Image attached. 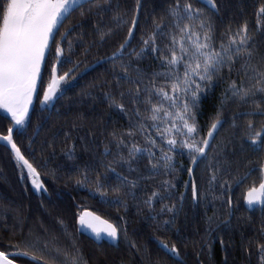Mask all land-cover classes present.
I'll use <instances>...</instances> for the list:
<instances>
[{
  "label": "snow or ice",
  "instance_id": "snow-or-ice-1",
  "mask_svg": "<svg viewBox=\"0 0 264 264\" xmlns=\"http://www.w3.org/2000/svg\"><path fill=\"white\" fill-rule=\"evenodd\" d=\"M231 8L232 0H171L165 16L152 17L150 29H145L140 36L139 50L132 49L138 61L148 53L155 55L160 70L149 72L139 64L133 68L131 63L124 62L126 49L131 46L130 41L138 30L141 0H136L128 20L123 19L120 5L113 7L111 0H0V109L9 118V123L0 129V143L10 147L15 154L20 177L31 178V184L37 191H48L45 183L38 179L40 173L22 151L20 142L27 137V147L31 149L32 138L28 134L34 104L42 109L54 106L65 94V87L70 86L83 69L90 67L85 61L72 58L73 44L69 36L76 25H66L77 13L87 17L112 12L117 28L122 24L128 25L127 33L112 54L100 57L97 63L100 60L111 63L113 79L117 83L124 81L128 84L127 90L120 92V100L112 94H108V99L110 104L127 112V106L121 102L127 97L138 121L135 127L122 132L113 131L112 140L105 143L106 155L111 154L109 143L116 148L114 163L105 164L103 172L92 169L94 175L91 176L89 169L83 170L81 178L76 179V185L98 194L105 203L123 205L126 210L124 196L135 199L133 190L137 188L138 181L117 171L114 164L127 165L131 174L135 171V158L147 154L154 161L152 169L156 173L163 169L171 177L161 182L164 191L154 190L143 203L153 213L150 219L155 223L156 230L152 239L166 256L174 259L175 264H182L181 248L165 237L168 232H178L176 215L186 197L180 194L178 204L163 203L166 199L171 200V193L177 188L174 174L181 170L187 172L190 180L182 186L194 202H199L205 194L197 185L194 170L203 164L209 172L210 188L220 183L225 189V202L231 206L232 197L227 193L232 184H242L254 170H258L259 181L248 187L244 199L249 208L259 206L264 213V5L256 13L255 28H250L246 20L235 25L221 24L219 21L223 19V13ZM95 27L101 41L114 32L112 28L101 29L99 22ZM221 84L227 86L221 93L206 134H202L199 116L204 98ZM229 103L244 109L233 113L231 125L241 128L237 120H245L236 137L240 150L250 149L259 158L247 159L245 166L248 171L244 175H240L237 169L231 180H225L222 165L229 161L226 157L221 160L220 156L226 144L224 141L218 143L217 137L227 123L224 108ZM43 116V111L37 112L36 129L41 127ZM137 134L142 136L143 145L134 139ZM124 149H127L126 155ZM156 150H159V157ZM184 152L190 158L191 167L184 168L180 164L178 168L180 162L176 156ZM252 165L255 169L249 167ZM108 173L115 174L114 183L109 182ZM157 203L161 204L159 211L156 210ZM164 216L170 218L161 219ZM77 219L78 231L90 230L97 240L105 236L110 241L128 240V221L124 217H119L118 223H110L95 212L82 209ZM208 222L209 234L221 225L231 227L230 218L217 221L209 217ZM60 223L64 221L61 219ZM220 243L224 244L223 238H220ZM257 243L259 258L264 261V243ZM129 244L137 253L141 252L135 241H129ZM7 247L15 251L0 250V264H17L18 258H26L27 264H89L74 234L61 243L60 237L47 229H43V234L29 230L22 242H10ZM148 252L145 245L144 253ZM153 264H162V261L157 260Z\"/></svg>",
  "mask_w": 264,
  "mask_h": 264
},
{
  "label": "trees",
  "instance_id": "trees-1",
  "mask_svg": "<svg viewBox=\"0 0 264 264\" xmlns=\"http://www.w3.org/2000/svg\"><path fill=\"white\" fill-rule=\"evenodd\" d=\"M170 3L171 0H141L142 10L138 30L130 41L131 46L126 49L125 63H131L133 68L139 64L142 69L149 72L153 69L160 70L159 61L154 54L148 53L138 61L132 49L139 50L140 36L145 29H150L152 17L165 16ZM111 4L113 7L119 4L121 12L124 13L135 6L136 0H111ZM262 5L264 0H232V8L223 13V19L219 22L235 25L246 20L250 28H255L256 13ZM123 19L129 18L124 15ZM94 21L91 24L87 23L86 31L87 34H95L90 36L95 40L94 53L91 57L88 54L85 57L97 62L100 57L110 56L118 47L126 36L128 25L122 24L117 28V21L113 19L112 12H106ZM97 22L101 29L114 30L113 34L104 41L99 39V32L95 33L92 29ZM226 86L219 85L204 98L199 116L202 134H206L207 126ZM127 88L128 84L124 81L117 83L113 79L111 63L101 65L78 82L65 87V94L55 103L49 119L42 125L40 133L35 136L31 149L27 147V140L20 142L22 151L27 157L32 153L31 157L34 160L28 158L40 173V180L47 186V192L36 193L31 178L20 177L15 157L6 147L0 145V250L14 252L15 249L7 247L10 242H22L28 236L29 230L43 234V229H47L49 233L59 236L61 243L66 242L67 238L74 234L89 264H153L157 260L162 261V264H175L174 259L166 256L152 239L156 225L150 219L153 213L143 203L154 190L164 191L161 182L171 177L166 175L163 169L156 173L152 169L154 161L147 154L135 158L133 163L135 171L131 174L127 170V165L114 164L117 171L138 181L137 188L133 190L136 193L135 199L128 195L124 196L127 201L126 210L123 205L113 206L105 203L98 194L94 195L88 188L76 185V179L81 178L80 173L83 170L89 169L91 176L94 175L92 169L103 172L105 164L114 163L117 159L116 148L110 143L111 154L104 153L105 143L112 140L111 133L122 132L137 124L138 117L134 114L133 106L127 97L121 101L127 106V112L110 104L108 99V94H112L120 100V92L126 91ZM141 110L143 111V106ZM241 111L244 109L238 108L234 103L225 106L224 119L227 123L217 137L218 143L224 141L226 144L220 156L221 160L226 157L229 161L228 164L222 165L224 169L222 175L225 180H231L232 176L237 174V169L240 175H244L248 171L245 166L247 159L259 158L250 149L243 152L240 150V142L236 137L240 134L245 120H237L241 128L231 125L233 113ZM36 114L37 110L34 108L33 121ZM256 119L259 121V117ZM33 121L29 132L32 135L36 132ZM7 123L9 118L0 110V129ZM125 139L129 140L128 137ZM134 139L143 145L142 136L137 134ZM124 151L126 155L127 149ZM156 155L159 157V150H156ZM176 160L180 162L177 164L178 168L180 164L184 168L191 167L187 152L183 155L177 154ZM249 167L255 169L254 165ZM108 175L109 182L114 183L115 174L108 173ZM174 175L177 188L172 191L171 200L166 199L163 203L178 204L177 198L185 192L182 185L188 179L187 172L181 170ZM195 177L201 193L205 195L201 196L199 202H194L190 194L185 193L183 207L176 215L178 232H168L165 237L170 238L181 248L182 264H264L259 258L257 243H264V213L249 212L244 199L248 187L259 181L258 170H254L250 178L242 184H232L227 193L232 197L231 206L225 202L226 197H223L225 189L220 183L210 188L209 172L203 164L195 170ZM165 195L167 196L168 193L165 192ZM110 196L113 194L110 193ZM160 207L161 204L157 203L156 210L159 211ZM82 209L92 210L111 223H118V218L124 217L128 221V240L121 239L117 245L112 246L108 243L97 244L81 235L78 232L77 218ZM209 217H214L217 221L230 218L231 227L221 225L209 234L207 232ZM165 218L170 216L161 217V219ZM61 219L64 221L63 224L60 223ZM212 227L215 228V224ZM220 238L224 240L223 245L220 243ZM129 241H135L141 252L137 253L130 246ZM145 245L149 250L148 254L144 253ZM17 263L27 264V260L18 258Z\"/></svg>",
  "mask_w": 264,
  "mask_h": 264
},
{
  "label": "flooded vegetation",
  "instance_id": "flooded-vegetation-1",
  "mask_svg": "<svg viewBox=\"0 0 264 264\" xmlns=\"http://www.w3.org/2000/svg\"><path fill=\"white\" fill-rule=\"evenodd\" d=\"M135 9V6H132L131 9L129 10V12H124L125 16H128V18H130L133 14V11ZM106 13V12H105ZM97 17H101V16H96L94 14H90L87 17H81L78 13L75 14L71 21L68 23V25H66V27H71L73 24L76 25V29L74 32H72L69 36L70 39H72V44H73V54H72V58L74 60H81V61H85L86 64L90 65V67H87L85 69H83L78 75L77 78L74 82H78L79 80H81L84 76L87 75V73L92 72L93 70L97 69L98 67H100L101 65L107 63V61L103 62L104 60H100L99 63L97 62H93V59H90V57L92 56V54L94 53V45H95V40L93 38H91L90 36H94L95 34H87V26L88 24L94 23L95 19ZM88 23V24H87ZM93 31L98 32L97 29L95 28V26H93ZM91 33L92 30H90ZM85 36H89V37H85ZM65 48H67V45L65 44ZM88 50L87 53H85V50ZM88 54L90 55L89 58H86L85 55ZM102 62V63H101ZM68 67H71V65H68ZM47 78V77H46ZM55 106V105H54ZM54 106L46 108V109H42L38 104H35V108L37 110V112L39 111H43L44 112V116L42 118V125L49 119L50 115H51V111L53 110ZM36 117V116H35ZM34 125H36V119L35 121H33ZM41 127L39 129H36V132L34 135H32L31 133H29L28 135L32 138V142L35 139V136L38 135L40 133ZM25 140L28 141L27 137H25L21 142H25ZM28 143V142H27ZM32 145V143H31ZM30 152V151H29ZM32 153L28 154V157L31 159V161H33L34 159L31 157ZM187 181H189V176ZM187 194V193H186ZM185 195V192H184ZM246 202V201H245ZM246 208L249 212L253 213H259L261 212L259 206H255L253 208H249V206L247 205V203H245ZM84 210H88V211H92L89 209H84ZM94 212V211H92ZM97 214V213H96ZM99 215V214H97ZM100 216V215H99ZM102 217V216H100ZM103 218V217H102ZM105 219V218H103ZM107 220V219H105ZM110 222V221H109ZM111 223V222H110ZM78 226V225H77ZM119 242V241H118ZM102 243H106V242H102ZM101 243V244H102ZM109 244V243H108Z\"/></svg>",
  "mask_w": 264,
  "mask_h": 264
},
{
  "label": "water",
  "instance_id": "water-1",
  "mask_svg": "<svg viewBox=\"0 0 264 264\" xmlns=\"http://www.w3.org/2000/svg\"><path fill=\"white\" fill-rule=\"evenodd\" d=\"M105 62V60L103 61ZM102 63V62H101ZM34 108H35V104H34ZM33 108V109H34ZM1 112L6 116L8 117V114L3 110V109H0ZM1 146H4L2 143H0ZM5 147V146H4ZM10 152V147H6ZM12 153V152H11ZM13 156L15 157V154L12 153ZM26 170V169H25ZM196 170V169H195ZM194 170V172H195ZM40 179V177L38 178ZM189 180H190V177H189ZM35 192L36 193H40L39 191H37L35 188H34ZM246 203V202H245ZM97 215V214H96ZM99 216V215H98ZM102 218V217H101ZM103 219V218H102ZM105 220V219H103ZM77 225H78V219H77ZM99 227H103V225H98ZM81 235H84L85 237L89 238L90 240L94 241L95 243L97 244H101L102 242H106V243H109L110 245L112 246H115L117 245L118 241H110L106 236L102 239V240H97L96 236L90 231V230H87V229H84L83 231H78ZM103 235V234H102ZM19 264V263H17Z\"/></svg>",
  "mask_w": 264,
  "mask_h": 264
}]
</instances>
